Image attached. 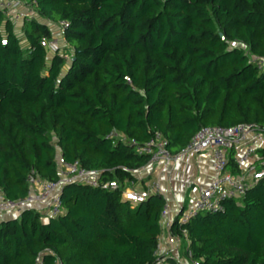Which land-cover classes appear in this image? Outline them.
Returning <instances> with one entry per match:
<instances>
[{
    "label": "trees",
    "instance_id": "16d2710c",
    "mask_svg": "<svg viewBox=\"0 0 264 264\" xmlns=\"http://www.w3.org/2000/svg\"><path fill=\"white\" fill-rule=\"evenodd\" d=\"M27 2L35 15L23 22L22 37L0 11L5 196L23 197L31 170L56 179L58 153L100 170V181L132 182L149 156L107 136L112 130L138 142L158 130L176 153L203 125L264 126V68L249 57L264 56V0ZM61 21L69 60L41 44ZM258 152L264 159V147ZM61 198V213L48 221L32 208L0 220V264L157 261L162 194L132 204L120 188L72 182ZM181 210L169 231L185 237L199 264H264L261 184L224 200L216 213L179 222ZM164 262L179 264L169 255Z\"/></svg>",
    "mask_w": 264,
    "mask_h": 264
},
{
    "label": "built area",
    "instance_id": "2783aa9c",
    "mask_svg": "<svg viewBox=\"0 0 264 264\" xmlns=\"http://www.w3.org/2000/svg\"><path fill=\"white\" fill-rule=\"evenodd\" d=\"M0 11L13 24L24 22L35 13L27 0H0ZM60 29L51 38L42 39L41 44L50 53L61 52V46L55 34H62L67 25L59 23ZM19 37L23 34L17 33ZM250 60L259 68H264V56L249 53ZM129 81V78L126 77ZM107 136L126 140L137 153L147 154L149 160L156 164L168 162L171 153L167 148L166 138L158 130H154L144 142L134 138L126 139L121 133L112 130ZM264 147V126L253 123H239L235 125H203L189 139L180 151L186 160L193 154H205L211 160L214 175L211 180L200 189L190 206L183 208L179 215V222L187 221L199 212L216 213L222 209V202L230 198L241 197L248 187L261 184L264 188V159L259 150ZM236 167L233 171L229 165L231 160ZM58 176L56 179L41 177L31 170L26 176L27 192L23 197L12 199L0 190V220L1 213L8 212L10 217L18 216L24 209L32 208L40 213L43 221L51 216H57L62 211L61 192L64 185L79 182L91 186L105 188H120L122 198L132 204L147 198L150 193H162L158 180H153L148 187L135 190L132 186H122L116 179H98L100 170L88 169L77 159L67 160L60 153L56 155ZM166 216V206L161 211V220ZM170 221L164 225L169 228ZM190 254V251H189ZM154 264H165L158 258ZM193 264H199L193 259Z\"/></svg>",
    "mask_w": 264,
    "mask_h": 264
},
{
    "label": "crops",
    "instance_id": "0c3cea01",
    "mask_svg": "<svg viewBox=\"0 0 264 264\" xmlns=\"http://www.w3.org/2000/svg\"><path fill=\"white\" fill-rule=\"evenodd\" d=\"M132 173L134 180L124 185L132 186L135 190L148 187L153 180L159 181L166 206V216L161 221L162 231L158 237L159 251L171 247L168 251L171 255L176 250L173 247L176 235H172L164 224L171 222L181 209L190 206L200 189L211 180L214 175L211 160L205 154H193L186 160L180 152H176L171 153L170 159L164 164L148 161L133 169ZM10 216L8 212L1 213V218Z\"/></svg>",
    "mask_w": 264,
    "mask_h": 264
},
{
    "label": "rangeland",
    "instance_id": "374dc122",
    "mask_svg": "<svg viewBox=\"0 0 264 264\" xmlns=\"http://www.w3.org/2000/svg\"><path fill=\"white\" fill-rule=\"evenodd\" d=\"M22 22H17V24H14L15 26V30L16 32H19L22 30ZM57 28V26L55 27ZM54 29V28H53ZM62 34L58 33V34H55V36H57V40L59 41L60 43V46H61V49L63 51V53L65 54L66 56V59L69 60L70 59V56H71V49H64V46H65V41L63 39V36H61ZM25 43V40L23 39L22 40V44ZM242 43H238V45H240ZM244 50L246 52H248L247 48H244ZM61 51V52H62ZM52 140L55 141V137L52 136ZM204 214V213H202ZM173 235V234H172ZM175 240H174V243L173 244V247L176 248V250H174V252L170 255V250H171V247H166L164 251H159L160 250V247H159V243L157 245V255H158V258H161L162 261L164 262V257L169 255V256H173L175 258V260L179 263V264H193V259L191 258V254H189V250L187 249V246H186V242H185V237H178V236H175ZM170 246V245H168ZM169 251V252H168ZM165 264H167L166 262H164Z\"/></svg>",
    "mask_w": 264,
    "mask_h": 264
}]
</instances>
